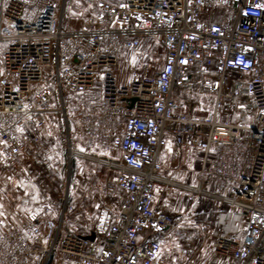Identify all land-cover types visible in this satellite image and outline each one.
Segmentation results:
<instances>
[{
    "label": "built area",
    "instance_id": "built-area-1",
    "mask_svg": "<svg viewBox=\"0 0 264 264\" xmlns=\"http://www.w3.org/2000/svg\"><path fill=\"white\" fill-rule=\"evenodd\" d=\"M66 1L0 0L1 159L15 167L27 135L65 114V95L100 81L76 127L116 170L123 198L117 211L99 208L87 235L67 227V197L58 214L39 207L0 234V264H171L156 235L182 228L157 208L160 184L242 213L243 235L206 222L199 231L214 253L264 264V0H90L95 11L75 28L64 25ZM148 37L164 48L160 68L150 61L121 81V53ZM195 80L211 93L209 114L176 96ZM167 145L202 152L192 183L161 174Z\"/></svg>",
    "mask_w": 264,
    "mask_h": 264
},
{
    "label": "rangeland",
    "instance_id": "rangeland-1",
    "mask_svg": "<svg viewBox=\"0 0 264 264\" xmlns=\"http://www.w3.org/2000/svg\"><path fill=\"white\" fill-rule=\"evenodd\" d=\"M94 11V4L90 0H67L65 23L78 25L87 14ZM3 46L4 43H0V65ZM164 55V48L156 39L145 38L139 49L124 50L121 53L117 66L120 80H129L134 70H144L150 61L156 68H160ZM100 90L101 82L98 81L88 92L65 95V114L63 111H57L49 116L45 127L30 132L16 166L5 165L9 173H0V182L5 184L7 179L9 180L10 185L14 187L11 193L15 205L27 212L26 215L43 205L59 211L67 197L68 203L72 204L74 209L68 213L66 225L86 233L92 229L102 205L110 207L113 211L118 210L123 193L116 185V170L98 158L102 153L96 148H91L86 140L81 138L76 127L77 115L85 111L90 104L99 101ZM176 96L195 103L198 114L212 112L211 93L199 80L177 91ZM56 102V108H60V101ZM69 147L74 150L72 155ZM201 160L200 150L167 145L162 157L161 174L173 181L191 183L201 167ZM12 179L13 183L10 182ZM156 206L158 209L164 207L165 211L172 215L177 227L182 229L194 227L199 230L198 222L205 221L209 224L212 234L229 233L240 232L246 224L238 210L217 207L207 198L192 197L174 186L158 185ZM231 215H238L233 227H229ZM193 217H196V220ZM164 244V253H169L170 245L166 240Z\"/></svg>",
    "mask_w": 264,
    "mask_h": 264
},
{
    "label": "crops",
    "instance_id": "crops-1",
    "mask_svg": "<svg viewBox=\"0 0 264 264\" xmlns=\"http://www.w3.org/2000/svg\"><path fill=\"white\" fill-rule=\"evenodd\" d=\"M84 20V19H83ZM83 22V21H82ZM81 22V23H82ZM80 23V24H81ZM78 25H69L65 23V16H64V25L67 28H75L78 27ZM4 43V42H0ZM5 46V43H4ZM3 46V48H4ZM2 50V49H1ZM2 73V66L0 65V75ZM1 148H2V143L0 140V173L8 172V168L3 164L2 159H1ZM11 183L14 182L12 179L10 181ZM193 182V179H192ZM191 182V183H192ZM12 184L10 185L9 180L7 179V182L4 184V182H0V234L5 232L6 230L15 228L20 225L22 219L26 216L25 211L19 209L15 205V199L12 195L13 191ZM206 198V197H204ZM208 199V198H207ZM211 202L213 200L208 199ZM228 207V206H224ZM39 209V208H38ZM165 211L164 207H161V209ZM35 211V210H34ZM55 214H58V210L55 211ZM238 215H231L229 227H233V222L236 223V217ZM243 219L246 221L244 215L242 214ZM194 220H196V217H193ZM192 219V220H193ZM205 221H199L198 222V228L201 223ZM231 224V225H230ZM197 225V223H196ZM220 227V225H218ZM68 227V226H67ZM70 230L78 232L74 230L73 228L68 227ZM232 229V228H230ZM240 230V227L238 228ZM91 231V230H90ZM90 231L86 233L78 232L80 234L87 235L90 233ZM198 231V233L196 232ZM246 231V224L243 227V229L239 232H229V233H224V232H219L220 234H226V235H231V234H237V235H243ZM216 233V234H219ZM201 232L197 230L194 227H189V228H183L181 236L174 238V240L171 239H166L163 236L156 235V237L160 238L163 241V251L162 255L171 263V264H186V263H192V264H237L235 261H233L230 258L221 256L217 253H214L211 247V241L210 238H205L202 236ZM165 240L168 242L170 245V252L164 253L165 247ZM73 264V263H71Z\"/></svg>",
    "mask_w": 264,
    "mask_h": 264
},
{
    "label": "water",
    "instance_id": "water-1",
    "mask_svg": "<svg viewBox=\"0 0 264 264\" xmlns=\"http://www.w3.org/2000/svg\"><path fill=\"white\" fill-rule=\"evenodd\" d=\"M89 238H93V235L88 236Z\"/></svg>",
    "mask_w": 264,
    "mask_h": 264
}]
</instances>
